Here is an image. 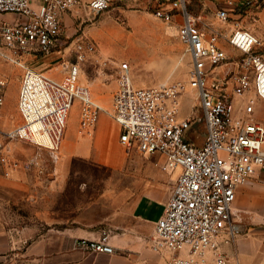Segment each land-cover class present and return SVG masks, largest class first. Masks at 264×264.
<instances>
[{
	"label": "built area",
	"instance_id": "2783aa9c",
	"mask_svg": "<svg viewBox=\"0 0 264 264\" xmlns=\"http://www.w3.org/2000/svg\"><path fill=\"white\" fill-rule=\"evenodd\" d=\"M89 0L88 7L104 11L111 2ZM199 0H154L155 15L175 23L177 36L192 63L187 82H164L137 87L131 67L123 62L113 96V116L121 126L119 142L125 153L157 156L158 166L178 177L162 216L155 226L151 247L169 252L171 264H229L225 245L243 232L234 218L237 190L264 176V122L256 117L257 100L264 101V41L244 24L263 0H212L210 17L194 14ZM202 1V0H200ZM80 0H0V43L12 58L50 55L61 45L64 16ZM225 27V30L221 28ZM74 58L63 63L65 74L54 80L25 68L18 92L20 123L6 132L13 140L28 141L60 154L74 99L79 124L92 134L101 107L91 88L80 81L82 64L97 50L96 43L80 36ZM8 80L0 74V118L6 103ZM193 91L202 110L206 132L195 137L194 111L181 115L182 97ZM247 99L241 107L239 101ZM11 161L0 139V162ZM92 252L113 253L108 235L74 242Z\"/></svg>",
	"mask_w": 264,
	"mask_h": 264
},
{
	"label": "rangeland",
	"instance_id": "374dc122",
	"mask_svg": "<svg viewBox=\"0 0 264 264\" xmlns=\"http://www.w3.org/2000/svg\"><path fill=\"white\" fill-rule=\"evenodd\" d=\"M80 2V6L64 16L62 43L57 48L58 54L53 55L60 58L57 63L43 59V55L12 58L0 43V74L8 80L6 103L0 118V139L11 159L7 166L0 164V220L15 228L28 227L35 236L52 233L55 226L101 225L111 219L117 220L144 192L153 190L162 194L174 188L168 186L175 176L158 166L157 156L125 153L119 142L121 126L113 116V92L102 98L92 93L101 107L92 134L81 129L79 104L77 99L73 100L63 137L76 140L83 148L81 154L67 156L62 144L54 160L47 150L6 136L9 129L20 123L17 100L25 68L46 72L54 80H60L65 74L63 63L73 60L74 43L80 36L97 45L96 52L82 64L80 81L84 85L117 83L123 62L129 63L137 87L190 79L191 57L177 36L175 23H166L155 15L154 0L114 1L101 12L91 10L89 0ZM214 10L212 0L196 1L192 9L194 14L207 17L212 16ZM244 24L264 41V3L261 12L246 18ZM54 67L59 69L51 70ZM246 102L247 99L240 100L239 106L243 107ZM195 103H198L195 92L184 94L181 115L189 116L194 111L195 137L201 143L206 127L202 110L198 104L194 107ZM256 117L264 122L262 100H257ZM104 159L116 163L97 162ZM254 182L253 200L245 207V201L238 197L234 218L243 227L236 239H243L247 248L256 251L255 259L260 264L264 244V176ZM229 263L236 264L232 256Z\"/></svg>",
	"mask_w": 264,
	"mask_h": 264
},
{
	"label": "crops",
	"instance_id": "0c3cea01",
	"mask_svg": "<svg viewBox=\"0 0 264 264\" xmlns=\"http://www.w3.org/2000/svg\"><path fill=\"white\" fill-rule=\"evenodd\" d=\"M261 10L262 7L256 13ZM11 15L14 14H4L0 18L7 21L17 18L16 15L14 17ZM55 54L58 52L43 56V59L54 60L53 62L57 63L60 58L53 57ZM55 68L59 69V67H54L51 70ZM44 75L52 78L46 72ZM89 87L94 97L98 98L107 97L109 93L113 92V102L117 83L108 86L94 82ZM63 144L68 152L67 156L81 154L80 152L83 150L76 140L69 141L63 137ZM85 160L92 159L85 158ZM97 162L106 165L116 163L109 159ZM0 164L2 163L0 162ZM2 165L7 166L8 164ZM178 173V171H174L168 174L175 176L168 187L175 186ZM165 176L167 175L165 174ZM254 181L240 186L237 190V198L245 201V207L248 206V201L253 200ZM171 192L168 190L163 191L162 194H157L153 190L144 192L129 211L118 217L117 220L111 219L101 225L55 226L52 233L51 231L43 232L38 236L31 233L28 227L15 228L12 224L0 220V264H171L169 252H156L151 247L156 222L162 216ZM26 196L29 197V194ZM1 210L0 206V212ZM104 235H108L109 243L114 247L113 253L92 252L74 245L76 239L97 240ZM231 243H233L232 246H230ZM231 243L225 245V250L230 258L231 256L234 258L236 264H259L255 259L256 251L247 248L243 239H236ZM262 252L260 264H264V244ZM230 258H228V262ZM210 264L215 263L211 262Z\"/></svg>",
	"mask_w": 264,
	"mask_h": 264
}]
</instances>
